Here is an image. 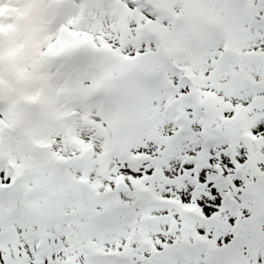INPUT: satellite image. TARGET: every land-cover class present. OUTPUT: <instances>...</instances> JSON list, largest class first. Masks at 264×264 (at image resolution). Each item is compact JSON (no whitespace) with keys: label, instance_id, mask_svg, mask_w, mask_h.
Here are the masks:
<instances>
[{"label":"snow or ice","instance_id":"snow-or-ice-1","mask_svg":"<svg viewBox=\"0 0 264 264\" xmlns=\"http://www.w3.org/2000/svg\"><path fill=\"white\" fill-rule=\"evenodd\" d=\"M0 264H264V0H0Z\"/></svg>","mask_w":264,"mask_h":264}]
</instances>
